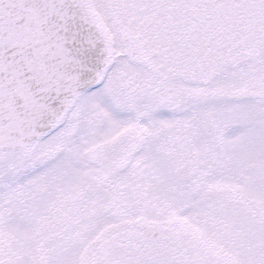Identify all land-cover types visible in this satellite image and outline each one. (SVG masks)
Masks as SVG:
<instances>
[{
  "label": "snow or ice",
  "instance_id": "1",
  "mask_svg": "<svg viewBox=\"0 0 264 264\" xmlns=\"http://www.w3.org/2000/svg\"><path fill=\"white\" fill-rule=\"evenodd\" d=\"M0 264H264V0H0Z\"/></svg>",
  "mask_w": 264,
  "mask_h": 264
}]
</instances>
